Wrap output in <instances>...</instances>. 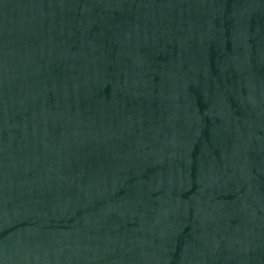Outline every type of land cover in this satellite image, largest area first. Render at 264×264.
Wrapping results in <instances>:
<instances>
[{
  "label": "water",
  "instance_id": "95a60500",
  "mask_svg": "<svg viewBox=\"0 0 264 264\" xmlns=\"http://www.w3.org/2000/svg\"><path fill=\"white\" fill-rule=\"evenodd\" d=\"M0 264H264V0H0Z\"/></svg>",
  "mask_w": 264,
  "mask_h": 264
}]
</instances>
